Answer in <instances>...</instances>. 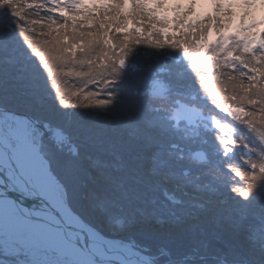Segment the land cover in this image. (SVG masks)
I'll list each match as a JSON object with an SVG mask.
<instances>
[{
	"label": "trees",
	"instance_id": "1",
	"mask_svg": "<svg viewBox=\"0 0 264 264\" xmlns=\"http://www.w3.org/2000/svg\"><path fill=\"white\" fill-rule=\"evenodd\" d=\"M49 2L56 5L49 10L62 20L44 31L46 21L33 15L43 0H0V106L38 119L48 133L52 126L72 133L64 147L77 146L71 162L82 174L67 179L61 171L60 179L71 191L85 188L83 218L110 237L129 241L131 233L157 264H262L264 193L246 204L232 189L244 195L264 181V157L252 153L247 141L232 142L220 134L221 152L202 131L187 137L167 119L177 100L199 103L204 110L207 97L223 101L221 111L231 112L250 134L264 139V50L246 42L223 53L221 44L213 45L214 35L231 23L220 22L228 0H215L204 14L195 12V0L184 13L159 0ZM138 6L151 18V31L135 15ZM207 43L218 56L200 65ZM99 49L109 63L104 64ZM120 68L127 69L123 96L109 108L101 81ZM155 70L162 72L160 79L151 75ZM86 78L92 91L80 86ZM158 80L166 95L157 99L167 100L169 111L149 114L150 101L139 92L147 90L152 97L148 87ZM104 82L112 83L110 78ZM230 147L234 159H228ZM201 149L208 156L202 163L192 157ZM146 157H156L157 163H145ZM161 159L168 162L161 165ZM134 197L154 200L165 227L129 232L105 223L127 218L137 203Z\"/></svg>",
	"mask_w": 264,
	"mask_h": 264
},
{
	"label": "rangeland",
	"instance_id": "2",
	"mask_svg": "<svg viewBox=\"0 0 264 264\" xmlns=\"http://www.w3.org/2000/svg\"><path fill=\"white\" fill-rule=\"evenodd\" d=\"M159 1L160 3L165 2V5L171 7L181 8L180 13H184L188 12L191 9L188 3L192 2L193 0ZM195 1V12L200 11L201 14L209 12V9L198 8V0ZM230 2L231 3L228 2L227 6L224 7V15L220 20L221 23L231 22L230 26L225 31L223 30L221 33H218V35H214L213 45H217L218 47L219 44H221L220 46L223 49V53L225 51H228L231 47H240L241 44L243 45L246 42V44L251 45L254 48L258 47L263 50L264 36H261L258 33H262L261 29L264 26V11H261V6H264V0H231ZM100 19L103 20V17L100 16ZM254 31V35H251V33ZM102 50H104V48H102ZM99 52H101L102 58L103 60H105L104 64L109 63V59H107V57L109 56L102 52L100 49ZM200 55H198L200 56L199 60L202 61L200 62V65H203L204 62L208 64L211 59H214L218 56V54H216L215 56L214 51L211 49L208 43L206 44L204 51ZM231 61L232 60H230L229 62ZM161 73L162 72L155 70L151 75H156L157 78L160 79ZM158 83L162 82H159V80L155 81L154 84L148 87L150 88L149 91H154L158 87H162L165 91L164 84L160 85ZM135 102L136 98H134L132 103L134 104ZM139 103H141L140 98ZM176 104V108L174 109L176 111L173 113V119L175 121L170 118V115L167 118L168 121H173L177 125H181L184 130V134L187 137L198 135L201 132L202 122L204 121V110H202V108H199V103L188 105L177 100ZM124 106L127 108V110H129V112L133 114V109H131L129 105ZM223 112L227 113L226 111ZM19 122L26 123L28 129L31 130L33 142L39 146L42 156L48 163L49 169L56 179L60 198L64 201L66 206L70 207L72 211L79 213L80 217H84L85 215L83 216L82 214L86 213L85 206H83V200L86 193L85 188L83 187L82 191L81 189H72V196L69 199H66L64 196L65 184L60 179V173H62L61 171H63V174H65L64 177L67 179L74 177L77 172L82 174L80 171L77 170V168L75 170V166L71 162L72 154L74 156L78 153V151H76L78 149L77 146L75 145L73 147L72 144H70L71 147L67 149L66 147L60 145L63 142L62 140L70 138V135L65 133L61 128H57L56 126L50 127V130L52 131L48 133V131H46L47 126L44 127L38 119H34L30 115L22 114L15 110L11 111L0 106V137L7 138L14 149L18 148V141L16 139V136H14V132ZM157 124L161 125L162 123L156 122L155 125ZM216 127L218 129H223L220 132L222 136L224 135L225 137L229 138V140H231L232 142L236 141L234 139V132L231 129V125L217 123ZM245 147L246 150H248V146ZM202 151H204V149L197 150L193 153V158L200 163H202V161L195 158L194 156ZM53 163L56 165V169H54V171V167L52 168ZM133 186L134 189H136V185L134 184ZM108 205L111 206L110 203H108ZM14 217L18 218L20 217V214H15ZM91 217L92 218L90 219H93V216ZM4 220L5 215L2 211L0 212V242H2L0 246H6L13 239L24 240L26 242L24 246L17 244L18 247H21V253L19 255H5L2 253V259L7 262V264H19L21 260L24 261V264H80L78 261H74L70 256H63L59 251L49 248L48 246H46L43 240H39L35 236V234L27 230L26 228L21 227L20 225L17 226L15 224H3ZM83 220L87 224L91 225L84 218ZM101 232L103 234V237L108 239L112 238V240H118L119 238L121 239V241H123V243L130 241L133 243V246H139L140 243V241H138L137 239L132 240L133 235H131V233L129 234V238L131 237V240L127 241L126 239L128 238H126L125 236H122V238H115L108 236L105 233L106 230H103ZM140 234L143 233L137 232L135 236ZM160 256L162 255H158V257Z\"/></svg>",
	"mask_w": 264,
	"mask_h": 264
},
{
	"label": "bare ground",
	"instance_id": "3",
	"mask_svg": "<svg viewBox=\"0 0 264 264\" xmlns=\"http://www.w3.org/2000/svg\"><path fill=\"white\" fill-rule=\"evenodd\" d=\"M19 124H22L19 122ZM15 136V134H14ZM17 150L7 138L0 137V207L3 208V224H15L31 231L46 246L70 256L82 264V254L70 255L57 243L62 236L69 244L75 243L83 253L92 255L95 264H155L132 244L106 239L81 222L59 196L55 177L48 163L40 174L17 163ZM20 217L15 218V214ZM102 248L103 254L93 251ZM119 255L122 259H109Z\"/></svg>",
	"mask_w": 264,
	"mask_h": 264
},
{
	"label": "clouds",
	"instance_id": "4",
	"mask_svg": "<svg viewBox=\"0 0 264 264\" xmlns=\"http://www.w3.org/2000/svg\"><path fill=\"white\" fill-rule=\"evenodd\" d=\"M56 7L55 4H51L49 0H43L42 4H37V12L33 13V15H36L39 17V19L46 21V23L42 26V30L47 31L50 25L53 23H59L62 20V17L57 15L54 11H51L49 9H54ZM115 11V10H114ZM137 18L141 19L143 23V28L145 31H151L153 25L151 22V18L143 11L142 8L138 6V11L135 14ZM186 17L185 19H187ZM183 27V25L181 26ZM137 51H144L142 49H137ZM153 55H160L163 56L164 53H155L153 52ZM111 79L112 83H106L104 81H107L108 79ZM127 78V69L126 68H120L116 69L114 71H109V75L105 76L103 78V81H101V87L106 92V99H109L110 103L108 105L109 108L115 107L118 103H120L123 92H122V85L125 83V80ZM80 86L87 88L89 91H92L94 86L91 84V78H86L83 81L80 82ZM194 86H196L194 81ZM136 94V93H134ZM139 95L144 98L146 97L150 102L147 104V112L149 114L152 113H159L164 114L169 111V104L167 100L163 99H157L155 97L148 96L147 90H144L142 92H139ZM223 103V101L220 100H213L210 98H205L204 102V121L202 122L201 131L203 132L205 137L210 138L211 142L215 143L216 147L221 150V152L224 151L223 145L220 144V132L223 129H218L216 127L217 123L231 125V129L234 132V139L238 143H242L244 141H247L249 145H251V152L259 155L260 157H264V139H259L255 136L254 133H249L246 130V126L236 119L234 115L231 112H223L220 110L219 105ZM151 127V122L147 121L145 122V128L149 129ZM172 131L176 133L177 135H180L181 133L178 132L175 127H173ZM69 135H72L71 132L68 133ZM255 141V143H253ZM177 145L175 143L170 144V148L175 149ZM161 156L164 154V146H160ZM228 153V159H234V150L232 147L227 149ZM251 154V153H250ZM145 163L149 164H156L157 159L156 157H146L144 158ZM168 161L166 159H161L159 163L161 165L166 164ZM206 163H211V161H206ZM227 167V162L225 164ZM148 174H152V169L149 168ZM123 183V181H121ZM233 195L240 198L241 201H243L246 204H250L258 195H262L264 193V181H261V183L254 189L248 192V195H242L237 189H232ZM64 196L66 199H69L72 196V191L68 185L64 186ZM134 200L137 201V203L130 208V211L128 213L127 218H122L115 222L105 221V223L113 227L114 229L120 230V231H136V230H148L153 227V225H158L160 228L165 227V222L162 219L157 218V209L153 207L155 204L154 200H148L147 198H139L134 197ZM75 216H77L78 219L81 220V222H85L83 220V217L79 216V213L73 212ZM261 232L264 233V226L261 228ZM261 253L264 254V242L260 245ZM7 264V262H5ZM19 264H24V261H20ZM170 264H173V262H170ZM174 264H183V261L174 262ZM223 264H230L229 261L225 260ZM264 264V262H262Z\"/></svg>",
	"mask_w": 264,
	"mask_h": 264
},
{
	"label": "snow or ice",
	"instance_id": "5",
	"mask_svg": "<svg viewBox=\"0 0 264 264\" xmlns=\"http://www.w3.org/2000/svg\"><path fill=\"white\" fill-rule=\"evenodd\" d=\"M128 7L129 5H125V10H127ZM197 7L201 9H210L212 7V0H198ZM261 11H264V6H261ZM161 14L163 15V12ZM65 15H67V12H65ZM14 134L18 141L17 163L21 167H27L37 174H40L47 162L42 156L39 146L33 142L31 130L28 129L26 123H22L18 124ZM244 195L246 196L248 194L244 193ZM2 211L3 208L0 207V212ZM57 243L70 255L82 254L85 257L82 264H95L94 257L88 253H83L75 243L69 244L62 236L58 239ZM0 244H2V242H0ZM17 244L24 246L26 242L24 240L13 239L6 246H0V253L5 255H19L21 253V247H18ZM93 251L96 252V254L106 255L102 248H96L94 246ZM108 258L122 259L119 255L110 256ZM0 264H4L2 259H0Z\"/></svg>",
	"mask_w": 264,
	"mask_h": 264
},
{
	"label": "water",
	"instance_id": "6",
	"mask_svg": "<svg viewBox=\"0 0 264 264\" xmlns=\"http://www.w3.org/2000/svg\"><path fill=\"white\" fill-rule=\"evenodd\" d=\"M154 93H155V92H154ZM60 132H61V131H60ZM194 157L197 158V159H199V160H201V161L206 160V158H207V156H206V154H205L204 151L200 152L199 154L195 155ZM147 257H148V258H151V257L148 256V255H147Z\"/></svg>",
	"mask_w": 264,
	"mask_h": 264
}]
</instances>
